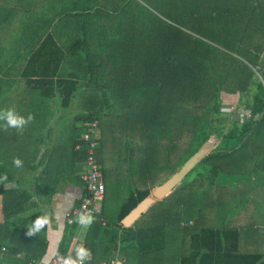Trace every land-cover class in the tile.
Returning <instances> with one entry per match:
<instances>
[{"label": "trees", "instance_id": "16d2710c", "mask_svg": "<svg viewBox=\"0 0 264 264\" xmlns=\"http://www.w3.org/2000/svg\"><path fill=\"white\" fill-rule=\"evenodd\" d=\"M115 1L111 8L107 0L105 4L49 0L50 24L25 56L19 75L40 102L53 106V116L57 109L66 111L89 90L100 93V108L78 110L72 126L98 120V130L104 129L100 119L106 118L108 126V118L115 116V125L124 124L135 133L128 152L137 169L135 178L142 182L141 188L129 191L120 208L116 226L124 230L122 220L145 199L159 201L154 192L178 175L192 158L196 159L189 170L160 198L171 192H191L187 195L189 205L179 197L183 215L193 213L192 198L201 201L206 195L203 187L217 177L229 180L235 173H246L247 159L242 158L246 152H264L260 149L264 143V0H150L170 16L164 18L169 21L144 13L129 1ZM94 36L98 37V53H90ZM76 57L83 63L81 72L80 62L72 64ZM105 65L110 69L109 76L101 72ZM104 78L107 82L102 84ZM113 82H117V93L111 90ZM226 92L237 93L240 100L248 96L243 105L246 115L238 120L222 116L220 94ZM3 123L0 176L6 174L7 180L0 183V209L6 223L17 221L19 213L36 204L34 199L45 198L51 203L60 185L81 180L73 167L77 161L84 162L87 142L78 139L90 133L72 127V143L63 149L61 145H46L53 132L50 123H44L43 128L27 124L22 131H5ZM184 137L188 138L185 149L177 154L175 141ZM96 140L104 146L100 133ZM77 144L79 150H75ZM65 149L68 161L59 175L57 157H65ZM15 157L23 161L22 168L13 165ZM97 162L104 175L108 170L104 161ZM153 169L169 172L157 184ZM191 183L196 184L195 190H191ZM83 195H87L85 186ZM79 205L80 201L76 208ZM26 227L16 222L11 233L17 237L23 230L26 235ZM78 227L74 219L69 239L61 242L57 254L69 253ZM4 229L0 225V237L9 234ZM46 230L27 237L42 244L41 235ZM210 231L203 230L202 234ZM125 232L133 237L132 227ZM45 247L46 243L42 252Z\"/></svg>", "mask_w": 264, "mask_h": 264}, {"label": "crops", "instance_id": "0c3cea01", "mask_svg": "<svg viewBox=\"0 0 264 264\" xmlns=\"http://www.w3.org/2000/svg\"><path fill=\"white\" fill-rule=\"evenodd\" d=\"M49 14V4L45 5L44 0H36V2L22 0L20 4L16 0H0L2 26L0 57L3 60L6 59L3 65H0V110L14 108L24 117L31 114L34 119L29 124L37 127L43 128L44 123L52 124L53 132L46 145H61L64 149L65 144L72 143V127L76 126L80 129L82 121L72 126L74 116L65 118L58 109L57 114L53 116L51 114L53 106L49 102L44 100L40 102L37 93L28 90L25 85L24 90L22 89L24 94L22 98L17 87V80H22L19 72L27 58L25 56L33 48L30 38H33V33H36L34 24L41 29L48 27ZM12 27L15 33H10L13 31ZM10 34H15V38ZM5 40H8L7 45ZM5 53L7 57H4ZM18 61L20 69L17 70ZM66 128L68 132H64ZM99 129L104 139L105 130L101 127ZM127 143L130 144V139ZM65 150V157H57L59 166L57 174L59 175L64 173V166L68 161L67 149ZM103 150V146L98 143L96 149L98 161ZM259 156L261 157L260 152L255 150L243 155L242 158L247 159L246 163H248L244 167L246 173L234 175L233 183H228L232 182L230 179L227 182H221L217 188L221 191V195L217 199L213 198L210 212H207V209L200 210L198 206H192L191 215L180 214L182 202L184 205L185 203L189 205V199L186 193H173L170 197L156 198L159 201L155 203L153 201L130 227H124L121 222L124 230L116 226L124 201L114 208L108 207L105 204L108 196L106 188L101 204L106 224L103 225L97 217H94V223L87 230L79 226L70 251L75 245L83 244L91 250L90 264H264V163L257 165L258 162L255 160H261ZM82 167L83 162L79 161L73 167L74 173L80 179ZM235 167L237 170V164ZM103 180L105 184L104 175ZM80 181L60 185L51 203H48L45 198L34 199L36 204H27L26 210L18 214L17 221L13 219L4 223L0 209V225H4V230L10 231L8 235L3 234V237H0V264H51L61 242L64 240L67 243L69 239V227L77 216H74L72 211L84 197L83 181L82 183ZM156 181L157 184L160 183L161 177H158ZM32 189L36 190L34 185ZM206 195L205 200L203 197L200 202L210 204ZM179 197H183L182 202ZM151 208L154 209V215L155 212L157 213L155 218L150 223L138 224L140 218ZM45 214L50 222L46 232L41 235L44 237L42 244L30 241L31 238L27 237L23 230H20L21 233L18 235L20 238L11 233L16 227V222L25 224L28 230L37 216ZM157 216L159 219L155 223ZM70 221L72 222L69 223ZM131 227L133 237L125 232V229ZM203 230L213 231L202 234ZM132 238L134 240H130ZM45 243V251L42 252ZM163 249L166 250L162 251ZM35 254L37 256L34 257Z\"/></svg>", "mask_w": 264, "mask_h": 264}, {"label": "rangeland", "instance_id": "374dc122", "mask_svg": "<svg viewBox=\"0 0 264 264\" xmlns=\"http://www.w3.org/2000/svg\"><path fill=\"white\" fill-rule=\"evenodd\" d=\"M17 3H22V0H16ZM28 1H34L36 2V0H28ZM25 0V2H28ZM123 1H129V3L131 4H137L141 7V10L145 13H150V14H156V16H158L159 18H170V16H167L163 13V11L161 10V8H158V6L151 2L150 0H123ZM92 2L94 4L98 3V4H105L106 0H92ZM117 1L115 0H107V5L109 7H114V3H116ZM45 5L49 4V0H44ZM54 5H56L55 3H57V1L53 2ZM119 3H121V1H119ZM122 4V3H121ZM128 4V3H126ZM163 8H166L164 6H160ZM45 9H47L48 7H44ZM139 8V7H138ZM167 9V8H166ZM51 11V10H50ZM167 20V19H164ZM169 21V20H167ZM1 24H0V28H1ZM35 27V31L36 33H33V38H30L32 40V45H34V43L36 42V40L42 36L43 31L42 29L45 28L43 27L41 29V27H38L36 24H34ZM11 28V27H10ZM13 28V27H12ZM15 29L13 28V31H11L10 33H15L14 31ZM9 33V32H8ZM12 37L15 38V34L12 35L10 34ZM1 36V34H0ZM21 36V35H20ZM29 38V36L27 35V39ZM25 39V38H23ZM89 39H90V35H89ZM98 37L94 36L91 37V40L93 41L92 44V49L93 51H90V53H98L100 51V49H95L97 47V40ZM1 40V39H0ZM5 44H8V40H5ZM31 44V42H30ZM30 46V45H29ZM0 49L2 50L1 47V43H0ZM0 50V51H1ZM6 51V50H3ZM4 57H7L6 53L4 55ZM8 59V58H7ZM79 58L76 57V59L74 58L72 61V64H78L80 61L78 60ZM6 59L3 60V58L1 59L0 57V65H3L4 61ZM77 62V63H76ZM71 64V63H69ZM80 64V68L79 71L81 72V65L83 64L82 62L79 63ZM18 68L20 69V62L18 61L17 63V70ZM71 68L70 66L68 67V69ZM101 72H103L104 75H110V69L108 66H103ZM105 79H101L100 82L102 84H104ZM82 83H84V80L81 81ZM24 81L23 80H17V87L19 90V93L21 94L20 97H24V94L22 92V89L24 90ZM117 82H113V89H111L112 91L114 90L116 93L118 91V87H117ZM110 91V97L113 95V92ZM109 92V91H108ZM240 95H238L237 93H221L220 94V98L222 97V101H223V107L220 110V113L222 112V116H228L229 119H236L238 120L239 118H241L242 116L246 115V113L243 111V105H244V101L249 99L248 96H243L240 100ZM32 98V96H31ZM110 101L112 103H114V101H116V99L110 98ZM32 102V100H31ZM101 105V94L100 93H95L94 91L89 90L87 94H84V96H81L79 98V100H77L75 103H73V105H71V107H69L66 111H60V113H62L65 118H72L76 112H78V110H82L85 109V111H90V110H97L100 108ZM114 117H110L108 118V126L105 125V119H103L101 121L100 119V124L102 126H104V130H105V138H104V150L100 155V160L99 162L104 161V166L106 167L107 172L104 173L105 175V184H106V188L108 190V196L106 198V205L108 207H112L114 208V206L116 207L117 205H120L121 202H123L126 198V196L129 193V190L133 189V188H141V182L142 180H137L135 178V174L137 169L133 166L134 164V158H130L129 156V150L130 147H128V143L127 141L129 139H134L135 137V133L134 132H130V130L127 129V127L123 124L118 126L115 125L116 124V118ZM221 118V116H220ZM111 121L113 122V124H111ZM41 126H38V128ZM100 130V129H99ZM64 132H68V128L64 129ZM174 134L171 135V137ZM188 138L184 137V139H181L180 141H175V143H177L178 147H175L177 150V154H181V152L183 151V149H185V145L187 144ZM260 149H264V143L262 144V148ZM261 154V160H255V162L257 161V165H262L264 163V157H262L264 155V152L259 151ZM126 154V157H125ZM161 154V153H160ZM163 152L161 157H163ZM164 159V157H163ZM172 162L175 161V158H172ZM160 162V161H159ZM261 163V164H260ZM161 164H163V162L161 161ZM248 164V163H245ZM169 172V170H165L162 171V173L160 174L159 169H153V174L154 176H156V178L161 177L164 178L165 175ZM236 174V173H235ZM234 174V175H235ZM159 175V176H158ZM235 177V176H234ZM234 177L230 178V180L232 182H228V183H233L234 181ZM144 179V176H143ZM226 179H222L221 180V175L219 177L216 178L215 182H211V185H207L204 186L203 188L206 189V196L208 198V200L210 201V204H205V203H201L200 200H198V198L193 197L192 198V204H194V206H198V208H200V210H205L207 212H210V208H211V203L213 200V198L217 199L220 195H221V191H219L217 188H219V185H221V182ZM212 180V179H210ZM189 181V180H188ZM187 181V182H188ZM138 182H140L138 184ZM227 182V181H226ZM138 185H137V184ZM191 190H195L194 188L196 187L195 183H191ZM148 187H150V185H148ZM221 188V187H220ZM188 194H191V192H187ZM171 194H173L172 192L168 194V197L172 196ZM187 194V195H188ZM193 195V194H192ZM190 195V196H192ZM155 206V205H154ZM153 206V207H154ZM155 208V207H154ZM197 211V210H196ZM154 213V209H150L149 211H147L139 220L138 224H140L141 222H146V223H150L156 216V212L155 215ZM159 217L157 216V218L155 219V223L158 221ZM166 226V225H164ZM168 227V225H167ZM169 228V227H168ZM166 249H163L162 251H165ZM166 254V253H165ZM168 254V253H167Z\"/></svg>", "mask_w": 264, "mask_h": 264}, {"label": "built area", "instance_id": "2783aa9c", "mask_svg": "<svg viewBox=\"0 0 264 264\" xmlns=\"http://www.w3.org/2000/svg\"><path fill=\"white\" fill-rule=\"evenodd\" d=\"M81 124L82 128L86 129V131L90 133V138L89 136H85L78 139L79 141L87 142V154L83 162V167L80 175L81 180L84 182L87 195L81 199L79 207L75 208L72 213L74 216H76L81 212V210H91L94 217H97L104 225L106 224V221L102 214L101 204L105 196V184L103 175L100 171V167L96 159V149L98 146L96 136L99 134L98 122L96 120L91 122L84 121ZM93 136L94 138H92ZM79 149L80 144H77L75 146V150ZM71 222L72 221H70L69 223ZM67 254L55 255L52 259L51 264H59V257L65 256Z\"/></svg>", "mask_w": 264, "mask_h": 264}, {"label": "clouds", "instance_id": "9594fccd", "mask_svg": "<svg viewBox=\"0 0 264 264\" xmlns=\"http://www.w3.org/2000/svg\"><path fill=\"white\" fill-rule=\"evenodd\" d=\"M34 117L29 114L27 117L19 115L14 108H8L0 110V121H3L4 130L9 128L17 129L22 131L25 126L32 122ZM13 165L16 168L23 167V161L15 157L13 158ZM7 180V175L0 176V183ZM6 187V186H5ZM94 215L91 210H81V212L76 216L75 222L80 226L81 229L87 230L94 223ZM50 222L49 217L45 214L43 216H37V218L32 221L30 227H28V235L32 236L43 229H45ZM74 253V254H73ZM92 260L91 250L85 247L83 244L75 245L72 251H70L65 256L59 257V264H90Z\"/></svg>", "mask_w": 264, "mask_h": 264}, {"label": "water", "instance_id": "95a60500", "mask_svg": "<svg viewBox=\"0 0 264 264\" xmlns=\"http://www.w3.org/2000/svg\"><path fill=\"white\" fill-rule=\"evenodd\" d=\"M200 154L197 156L199 157ZM196 158H192L189 162L186 163L183 170L176 175L173 179L165 183L163 186L159 187L154 192V198L163 197L175 184L176 182L183 177V175L189 170L191 164L195 161ZM153 198H147L140 203L139 206L134 208L123 220L122 224L124 227H130L131 224L153 203Z\"/></svg>", "mask_w": 264, "mask_h": 264}]
</instances>
